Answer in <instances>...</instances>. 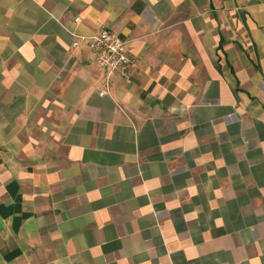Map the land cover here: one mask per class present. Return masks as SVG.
Masks as SVG:
<instances>
[{"label": "crops", "instance_id": "0c3cea01", "mask_svg": "<svg viewBox=\"0 0 264 264\" xmlns=\"http://www.w3.org/2000/svg\"><path fill=\"white\" fill-rule=\"evenodd\" d=\"M0 264H264V0H0Z\"/></svg>", "mask_w": 264, "mask_h": 264}, {"label": "built area", "instance_id": "2783aa9c", "mask_svg": "<svg viewBox=\"0 0 264 264\" xmlns=\"http://www.w3.org/2000/svg\"><path fill=\"white\" fill-rule=\"evenodd\" d=\"M86 45L97 64L106 73L107 79L111 76L130 81L134 67V59L131 57L127 42L117 33L106 26L99 27L90 35L80 37ZM79 41H74L73 45L78 46ZM100 91L99 95H104Z\"/></svg>", "mask_w": 264, "mask_h": 264}]
</instances>
